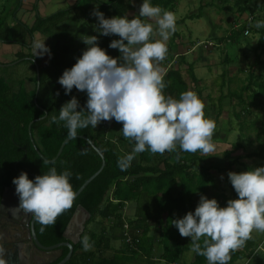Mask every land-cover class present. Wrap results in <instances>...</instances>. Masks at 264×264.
Wrapping results in <instances>:
<instances>
[{
  "label": "trees",
  "instance_id": "1",
  "mask_svg": "<svg viewBox=\"0 0 264 264\" xmlns=\"http://www.w3.org/2000/svg\"><path fill=\"white\" fill-rule=\"evenodd\" d=\"M137 1L143 2V0ZM251 1L253 2V0H234L233 8L238 13L247 10L250 12L252 10L258 11L260 15L257 21H264V0H260V2L254 0L255 4ZM118 2L120 7H124L123 0H118ZM149 2L154 6L159 5L166 11H171L175 7V0H149ZM248 3L253 4L254 9H251ZM15 11H8L5 7L0 11V41L27 47L33 40L34 31L46 33L47 22L51 16L37 17L35 24L30 27L16 18H14V24L9 25L7 18L10 15L13 16ZM124 11L126 8L112 9V12L116 14L113 16H122ZM257 15L253 18H256ZM244 27L243 24L234 26L230 36H240L244 32ZM253 31L259 33L257 44L259 52L256 53V57L250 64L251 69L240 86L241 91L235 95L239 110H236L234 115L238 119V130L241 134L253 129L254 122L248 125L245 116L252 111V108L256 110L264 105V58H261V55L264 54V27H257ZM97 36L99 46L105 49L107 53L112 54L114 52L116 56L120 55L117 49L109 47L112 40L119 39L118 36H104L99 32ZM29 56L33 57L34 73L32 76L20 79L17 87H12L13 84L0 76V169L2 171V185L15 187L12 180L19 176L22 171L27 173L29 179H34L35 176L46 174L54 167L58 174L65 170L71 172L69 181L76 191L85 179L101 165V157L97 151L81 136L91 139L96 148L103 152L105 161L103 169L74 199L71 208L58 216L55 225L43 226L35 220L36 235L44 245L63 241L62 233L77 206L81 205L89 212L90 217L85 222L79 241L73 245L72 264H153V243L157 237L149 232L151 218L155 216L154 219L157 224H162V221L182 218L189 212L192 205V201L189 202V197H192L196 190L204 194L207 185L217 186L209 170L215 168L222 171L223 166L216 165L210 160L214 155L203 157L199 152L191 154L181 151L179 152V159H177V152H165L160 155L146 151L137 154L138 159H134L131 166L122 171L118 167L117 161L124 155L119 153L116 142L122 141L124 146L133 149L134 141L123 137L122 126L118 129H114L116 127L113 129L109 127L108 129L101 123L96 128L89 126L79 129L76 138L69 139L64 144L61 153L55 158L61 143L68 135L63 122L53 123L51 118L53 116L58 117L60 107L73 96L79 101L80 108L86 110V103L85 105L81 104L83 92L75 88L68 94H65L64 88L59 83L50 89L48 80L55 72L50 73L46 66H39L40 85L36 93L37 74L34 63L39 65L40 59L31 54L27 55V57ZM16 59L30 61L21 52L17 54ZM255 66L259 70L258 73L253 71ZM192 69V66L188 65L187 70L196 87L198 79L193 74ZM27 81L32 82L31 89L26 87ZM164 81L166 87L163 91L166 96L178 99L182 92L190 91L179 70H168L164 75ZM247 92L248 94H245ZM197 93L203 101L201 90H198ZM229 94L233 97L234 93L230 90ZM208 101H210L208 104L203 101L206 118H209L210 111L214 110L213 101ZM84 115H87L86 111H84ZM210 119H213L218 126V116ZM31 121V135L42 156L36 151L28 133V125ZM257 135L258 138L259 134ZM240 145V143L234 142L230 149L223 151L225 159L232 158L224 166V169L228 170L227 178L229 169L240 158L231 156L233 150ZM258 152L249 153L247 156L251 157ZM257 155H264V152ZM155 160L162 161L163 167L153 165L152 162ZM174 186H180L181 195L172 197L171 189ZM185 196L188 201L182 203ZM130 201H135L137 204V209L134 210L132 216L125 214L126 203ZM143 205H145V209L142 208ZM154 207L155 209L152 211ZM164 209H166L167 214ZM174 209H179L183 215L176 218L175 215H172ZM163 212L165 214L160 216ZM125 224H128L127 229L124 227ZM126 232L132 239L131 243L125 241ZM85 237H88V243L91 245L87 250L84 247ZM180 238L179 232H171L169 236H167V232H161V238H158V241H162L165 248L168 246L166 252L162 254V257L168 262L177 259L174 255L180 252V248H176ZM113 240H119L121 245L118 248L113 247ZM108 250L113 251L112 255L104 256V252ZM258 251L264 255V249ZM67 252L68 248L63 247L64 256ZM234 253L232 252V260L244 257L243 251H234ZM195 256L196 259L193 264H205V257L196 253Z\"/></svg>",
  "mask_w": 264,
  "mask_h": 264
},
{
  "label": "clouds",
  "instance_id": "2",
  "mask_svg": "<svg viewBox=\"0 0 264 264\" xmlns=\"http://www.w3.org/2000/svg\"><path fill=\"white\" fill-rule=\"evenodd\" d=\"M92 15L98 20L101 35L119 37L109 47L120 55L110 56L95 35L81 38L88 47L70 69L63 71L58 83L65 94L73 88L86 92V110L73 96L60 107L59 116L51 118L52 122H63L70 139L76 138L79 129L96 128L104 121L122 124L123 137L134 141L132 152L117 161L122 171L131 166L136 154L146 151L160 155L177 152V159L181 151L199 152L203 157L214 155L217 125L206 118L204 102L193 91L182 92L178 99L163 91L165 72L159 64L167 58V41L177 30L174 13L143 0L138 15L132 18H106L98 8ZM256 27H264V21H257ZM45 39L33 41L34 57L51 55ZM70 176V171L58 174L54 167L34 179L22 171L12 180L18 208L32 214L43 226L55 225L76 197ZM228 178L237 198L221 207L215 198L201 195L194 212L172 222L181 237L190 238L191 250L205 257L207 264H228L231 253L244 247L254 230L264 232V166L230 171ZM84 247H91L88 237L84 238ZM0 264L5 261L0 259Z\"/></svg>",
  "mask_w": 264,
  "mask_h": 264
},
{
  "label": "rangeland",
  "instance_id": "3",
  "mask_svg": "<svg viewBox=\"0 0 264 264\" xmlns=\"http://www.w3.org/2000/svg\"><path fill=\"white\" fill-rule=\"evenodd\" d=\"M130 1L135 6L138 7L137 12L136 11L133 12L135 15H138L139 6H140L139 2H137V0H130ZM176 1L181 3L180 8H175V10L172 11V13H174V15L176 16V28H177L176 32L178 33L181 39H184V42H185L181 44L180 49L181 50L183 49L187 41H191L194 44L196 43V48L194 52L185 56V59L188 63L193 65L192 68L194 69L195 76L200 80V86L205 87L204 92L215 97L221 93V91L219 90V87L216 88V86H218L217 84L219 82H223L224 86L222 89V93L223 94L226 93L227 87H230L231 92L234 93L233 97L229 95L230 97L234 99V100L232 99L231 102L236 104L237 99L235 95L241 91L240 86L243 84L244 78H247V75L251 69L250 64L253 62L252 61L254 60L253 58L256 57V52L251 50L248 42H251V44L256 43L257 45V39L259 37V33L252 30L251 34L248 36H243L241 34L237 42L222 40V42L218 46H210L209 48L208 44H205V43L208 42V40H212V41L217 40L218 38L217 35H225L227 32V29L229 28V24L231 23L230 21H233L232 20L233 18H230V21H229L228 17L229 15L231 16H233V14L235 15L234 13L235 9L233 8L234 0H193V1L176 0ZM203 2L210 3L209 5L214 4L215 6L213 7H215L216 9H210L212 10V12L208 13L207 16L204 13L208 12L209 10L207 9L202 10L201 11L202 15L200 16L201 17L200 19H197V18L189 19L187 16L191 13H195L196 10L199 8L200 4ZM252 3L255 4L256 2L253 0ZM253 4L248 3V6H250L251 9H254ZM46 5L48 6L52 5L51 1L50 3ZM4 6L9 11L13 7H16V1L15 0H0V11L3 10ZM95 8H98V10L103 13L102 6H99V4H97L96 2L95 4L89 5L88 0H83L81 5L79 6V9L72 10L70 11V14L66 15V19L72 25L67 26L66 28L65 24L62 26L59 24L61 27L58 29L60 31V36H62L61 38L62 41L58 43L59 45L57 47L58 50L56 49V51L59 54H61L60 50L62 51L64 50L62 49L63 45L65 44L64 42H67V43L69 41L71 42V43L69 42L70 45H69L67 52L75 51L76 44L81 47L80 49L76 48L80 52H83L88 47L87 45L83 43L81 38H86L88 35L96 36V33L99 31L97 27L98 20L94 15H92L93 10ZM130 9H131L130 12L132 14L133 8L131 5H130ZM52 11H54V9H52ZM251 12L254 13V16L258 14L255 20L252 19L253 20L252 28L254 29L255 28L254 26H256L257 20L259 19L258 17L260 13L254 10H252ZM208 15L211 16L212 19L210 17L208 19ZM218 16H223L224 18H222L221 20H218ZM10 17L12 16L10 15ZM51 33L55 35V30L52 31ZM68 35H71L73 37L70 39V36ZM49 36H52V35H49ZM215 42L218 43V41H215ZM45 44L47 45V43ZM51 44L52 42H50V46ZM0 46H1V43H0ZM54 47H55V44H54ZM177 49H178V46H177ZM24 50L25 51L28 50L32 52L31 48H28V47L24 48ZM226 56L228 58H226ZM28 58L30 59V61L21 60V61L16 62L15 65L14 64L5 65L2 67L0 66V76H3L11 84H13L12 87H17L20 79H23L26 76H32L31 74L34 73L33 66H32V62H34L33 57L29 56ZM178 58L179 57H177V60ZM261 58H264V55L261 56ZM50 59H52L51 55L49 56L47 53H45L41 57L40 59L41 64L39 65L48 67L49 72L53 73L57 70L59 63H55L56 59L53 58L52 60L54 62H52L51 64ZM187 62H183L182 69H183L184 78L189 81L190 79L188 77L186 66L184 64ZM207 62H208V66L206 64ZM73 63L71 67L74 65ZM177 65H178V62H177ZM239 68L241 69L240 70L241 72L238 70ZM256 69H258L257 66L253 68V71H256ZM223 71L225 72L224 75L220 76L221 72ZM59 77H60L59 75L53 76L51 77V79L48 80V84H49L48 87L50 89H53L54 86L58 84ZM229 80L232 81L230 86H229ZM28 84L29 86L27 88L31 89L33 86L32 82H28ZM84 94L87 95L86 92H84ZM245 94H248V92ZM85 103H86V98L83 97V99L81 100V104L85 105ZM228 103L229 102H227V104ZM223 104L225 105L224 102L215 105L216 109H218L219 106H222ZM228 105H231V104H228ZM226 110L229 114L233 111L232 108L229 111L228 109ZM235 110H239V107L236 106ZM251 112L248 113L247 116H245V120L248 125L254 122L253 129H250L249 131H247L248 137L246 136V133L241 134V132L236 129V127H238L237 125L238 119L235 118V115L233 114L230 115L229 118L230 119L232 118V121L230 122L229 121L227 122L226 120L227 114L226 115L224 114L223 118L219 120V124L216 129V133L217 131H219V134H218L219 138L218 137L217 138L220 140L221 143H224L225 145L222 144L221 146L220 145L216 146V151L214 153V156L211 158V161L214 162V164L216 165L223 166V169L222 171H218L215 168L210 169L211 171L210 173L214 177L217 186L214 187L209 184L208 192H216L219 194L220 192H223L226 194H231L232 197L230 195V198L232 199L237 198L233 196L234 195L233 188L229 184V182L226 180L228 170L226 171L224 169V166H226L228 164V161L230 162L232 158H230L229 160L225 159L223 152H222L223 150H225V148L230 149L234 142H237V143L240 142L241 143L240 146H242V148L238 149V147H236V149L233 150V153L231 156L232 157L237 156L240 158L229 169L231 172H234V171L242 172V171L251 170L256 167L264 166V155H257V154L264 152V127H263L264 125V119H263L264 118V105H261L259 108H257V112L254 108H252ZM256 115H258L259 117L258 116L256 117ZM257 134H259L258 138L256 137ZM225 137L226 139H228L227 142L225 141ZM261 143L263 144L261 145ZM260 145H261V149H260ZM259 149L260 151L256 155H253L251 157L247 156V154L249 153L251 154L254 151H258ZM1 179H2V171L0 169V180ZM171 191H172V196L174 197L181 195V188L179 186H174V188L171 189ZM187 201H188L187 197L185 196V198L182 200V203L187 202ZM191 201H192V197H189V202ZM226 204L227 203H225L222 207L226 206ZM142 208L145 209V205H143ZM136 209H137V204L135 203V201L127 202L126 207H125V214L131 215L132 211ZM176 215L178 216L177 213H175V216ZM167 221H163V222L166 223ZM152 233L158 238L161 237V234H160L161 232L159 233L157 230L153 231ZM261 235L262 234L259 233L257 237H260ZM183 239L185 238H181L179 240L181 241ZM186 239L190 241V238H186ZM182 242L186 243L185 240H183ZM120 245H121V242L119 240L112 241L113 247L118 248ZM112 253H113L112 250H108L104 252V256H110L112 255ZM162 264H166V263L163 262ZM233 264H241V261L237 259Z\"/></svg>",
  "mask_w": 264,
  "mask_h": 264
},
{
  "label": "crops",
  "instance_id": "4",
  "mask_svg": "<svg viewBox=\"0 0 264 264\" xmlns=\"http://www.w3.org/2000/svg\"><path fill=\"white\" fill-rule=\"evenodd\" d=\"M15 1H16V7H13V8L11 7L12 8L11 10H16L15 14L12 17L9 16L7 18V21H8L9 25H13L14 24V22H15L14 18H16L18 20H21L23 23H25L29 27L32 26L33 24H35L37 17L46 18V17L51 16V19L47 22L48 29H47L46 33H42L41 31H34L33 32V40L31 42V44L29 46H27L28 48H31L32 52H30L28 50L25 51L24 48H27L26 46H22L20 44H15V43H4V42L0 41V43H1V46H0V66L2 67V66H5V65H13V64L15 65L16 62L20 61V59L19 60L16 59L17 58V54L20 53V52L24 53L26 55V58H28L27 57L28 54L33 55V48H32L33 41L35 39H42V38L44 39V38H46L45 39V43H47V45H49L48 47L50 49V53H53V54L55 53L54 55L51 54V58L52 59L53 58L56 59L55 63H59L58 67H57V70L55 71V74L52 75V77L53 76H58V75L61 76V73H63V71L65 69H70V67H71L73 62H74L73 64L76 63L75 60H77V58L82 55V52H80L79 50L76 49V48H78V49L81 48L77 44H76V47H75V51L67 52V50L69 48V45L71 43L69 41L70 43L69 42L68 43L64 42L65 44L62 47V49H64V50L63 51L60 50L61 54H59L56 51V49L59 46L58 43L60 41H62L61 40L62 36H60V31H59L58 28H60L64 24L66 25V28H67V26H71L72 25L66 19V15L70 14V11H72V10L79 9V6L81 5L83 0H15ZM50 1H51L52 5H49V6L46 5V4L50 3ZM123 1L125 3L124 7H120L121 5L118 2V0H88V4L91 5V4H95V2H96L97 4H99V6H102L103 14H104V16L106 18H110L113 15H116V14H114L112 12V9L113 10H115V9L118 10L119 8H126V11H124L125 12L124 15H127L129 18L131 16L133 17V15H135L133 12L134 11L137 12L138 7L135 6L130 0H123ZM187 1H193V0H187ZM139 4H141V2H139ZM209 4L210 3H206V2L201 3L199 8L196 10V12L189 14L187 17L189 19H193V18L200 19L201 18L200 16L202 15L201 11L205 10V9L209 10L208 12L204 13L207 16L208 13L212 12V10H210V9H216L215 7H213V6H215L214 4L213 5H209ZM130 5L133 8L132 9V14L130 12L131 11ZM180 6H181V3H179L178 1L175 0V7L170 12L174 11L175 8H180ZM52 9H54V11H52ZM48 12H49V14H48ZM213 12H214V10H213ZM234 13H235V15L234 14H233V16L229 15V17H228L229 21H230V18H233L232 19L233 21H230L231 23L229 24V28L227 29L226 34L225 35H217L218 38L215 41H218V43H216L215 41H212V40H208V42L205 43V44H208L209 48H210V46H218L222 42V40L223 41L237 42L239 36H230L231 32L233 31L234 26L236 27V26H238L240 24H243L245 26L244 28L249 26L250 27L249 34L244 35V33H242V35L243 36H248V35L251 34V31L253 30L252 23H253V20H255V18H253L254 17V13L250 12L249 10L244 11L243 13H238L236 11ZM209 17L212 19V17L208 15V19H209ZM222 18H224V17L223 16H218V20H221ZM250 20H251V22H250ZM179 21H181V20H179ZM146 22L154 23V21H146ZM254 27L257 28L256 26H254ZM51 30L52 31L55 30V35H53L51 33L52 32ZM97 34H98V32L96 33V36H97ZM175 34H172L170 39L167 41V47H168L167 58L163 62H161L159 64V67L162 68L165 73L168 70H170V69L179 70L181 72L182 76H183V69H182L183 62H187L186 59H185V56H187L188 54L194 52V50L196 48V43L194 44L191 41H187L185 46L181 50L180 46H181L182 43H185L184 39H181L177 32H175ZM49 35H52V36H49ZM68 36H70V39L73 37L71 35H68ZM50 42H52L51 46H50ZM248 43H249V46H250L251 50H253L254 52H256L258 54L259 50L257 49L256 43H254V44H251V42H248ZM54 44H55V47H54ZM257 44H258V39H257ZM176 45L178 46V49H177ZM64 52H66V53H64ZM109 55H111L113 57H118V56L115 55L114 52H112V54H109ZM263 55H261V56H263ZM177 57H179L178 60H177ZM226 58H228V57L226 56ZM39 59H41V57H39ZM52 59H50L51 64H52V62H54ZM177 62H178V65H177ZM181 63H182V65H181ZM187 63H184V64L186 66V71L188 73V77H189L190 80L189 81L186 80L184 78V76H183V79L188 84V88L190 89V91H193V92H195L198 95L197 91L201 90V94L203 95V101H205V103L208 104L210 102L208 100H212L213 103H214V105H213L214 106V108H213L214 110L210 111L209 118H216L218 116V119L221 120V118H223V115L227 114L226 115L227 122L228 121H232V118L230 119L229 117H230L231 114L234 115V113L236 111L235 107L237 106V104L231 102V100L233 98L229 96L230 95L229 94L230 87H227L226 93L223 94L222 93V89H223L224 85H223V82H219L217 84L218 86H216V88L219 87V90L221 91V93L218 94L215 97L211 96L210 94L204 92L205 87L200 86V80L196 76L195 77L198 79V83L196 84V87H195V85H194V83L192 81V78L190 77L189 72L187 70L188 65H191L192 67H193V65L190 64V63H188V64ZM206 64L208 66V62ZM34 65H35V63H34ZM39 66H41V65H39ZM33 70H34V68H33ZM192 70H193V74L195 75L194 69H192ZM238 70L240 71L241 69L239 68ZM257 71H259V70L256 69V71H254V72L258 73ZM224 73H225L224 71L221 72L220 76H223ZM26 77H28V76H26ZM231 83H232V81L229 80V86H230ZM28 86H29V84H28V81H27L26 82V87H28ZM82 97H85L86 100H87V95H85L84 92H83ZM222 101L225 103V105L223 104L222 106H219L218 109H216L215 105L223 103ZM227 102H229L228 104H231V105H228ZM231 108H232L233 111L229 114L226 109H228V111H229ZM256 112H257V109H256ZM261 120H262V118H261ZM121 126H122V124L116 122L113 126H111V128L113 129L114 127H116L114 129H118ZM98 127H99V125H98ZM111 128H110V130H111ZM236 129L238 130V127H236ZM218 134H219V131H217V133L215 132V135L213 137V143L215 144V146H219V145L221 146L222 144H224V143H221L219 139H217V137L219 136ZM246 136L248 137L247 133H246ZM214 138H216V139H214ZM227 140L228 139H226V137H225V141L226 142H227ZM116 146H117V149H118L119 153L124 155V156L132 152V149H130L127 146H124L122 141L121 142L117 141L116 142ZM260 147H261V145H260ZM239 148H242V146H239L238 149ZM258 151H254V152H258ZM135 159H138V155L137 154L135 156ZM152 163H153V165H157L159 167H163V162L162 161H156L155 160ZM226 180L229 182V184H231V182H230V180L228 178H226ZM1 186H2V181L0 180V189H2ZM211 186L215 187V185H211ZM205 189H206V191H205L204 194L202 192L196 190V192L192 195V205H191L189 211L194 212L195 207L199 203V199H200L201 195H204V196H206L209 199L215 198L218 201V203H219V205L221 207L225 203H227V201L229 199H232V198H230L231 194H226V193H223V192H220V194L219 193H215V192L214 193L213 192H208V185H207V187ZM233 194H234L233 196L237 197V194H236V192L234 190H233ZM171 195H172V191H171ZM172 197H174V196H172ZM231 197H232V195H231ZM220 198H221V200H220ZM154 209H155V207L152 209V211H154ZM165 210L166 209H164V211ZM133 213H134V211H132L131 216H132ZM175 213H177L178 216L180 215L179 217H181L183 215V214L181 215V212L179 211V209H178V211L176 209H174L172 211V215H175ZM162 214H165V213L164 212L161 213L160 216ZM166 214H167V212H166ZM178 216L176 215V218H178ZM154 218H155V216L152 217L151 220H150L151 221V225L149 226V232L150 233H152L153 231L157 230L159 233L160 232H167V236H169V234L172 231L173 232H179L178 229L172 224L173 221L168 220L166 223L162 221V224H160V223L157 224ZM165 218H166V215H165ZM162 225H164V226H162ZM6 230L8 231L9 228H5L3 225H0V231L1 232H4ZM259 233H261L262 235L260 237H257V235ZM181 238H185V237H181ZM263 239H264V232H257V231L254 230L252 232V239L248 240L246 242V244L244 245V247L236 250V251H239V252H241V251L244 252V257L238 258V260L241 261V264H264V255L261 254V251H258L260 249H264ZM158 240L159 239L157 237L155 239L154 243H153V247H154V252L152 254V258L154 260L153 264H162L163 262L166 263V264H193L194 263V261L196 259V256H195V253L191 250V248H192V241L191 240L189 241V240H187L185 238L183 240H185L186 243H183L182 242L183 240H181L179 242V244H178V246L176 248H180V252L178 254L174 255L175 257H177V259L173 260L172 262L171 261L168 262L166 259H164L162 257V254L164 252H166L165 250L168 248V246H167V248H165V244H163L162 241H158ZM246 246H248V248H246ZM233 254H235V253L233 252ZM233 254L231 253V260L228 262V264H233L237 260V259L232 260ZM205 264H207V261L205 262Z\"/></svg>",
  "mask_w": 264,
  "mask_h": 264
},
{
  "label": "water",
  "instance_id": "5",
  "mask_svg": "<svg viewBox=\"0 0 264 264\" xmlns=\"http://www.w3.org/2000/svg\"><path fill=\"white\" fill-rule=\"evenodd\" d=\"M35 68H36V74H37V81H36V93H37L39 90L40 84H39V65L36 63H35ZM45 114H46V112H45ZM36 119H39V118H36ZM32 121L28 125V133H29L30 139L32 140V143H33L36 151L40 154V156H42V154L40 153L39 149L37 148V146L34 142V139L32 138V135H31L30 127H31ZM81 137L85 138L90 143V145L93 146V148L97 151V153L101 157V165L93 174H91L87 179H85V181L75 191L76 197L87 186V184L103 169V167L105 165L103 152L100 149L96 148V146L94 145V143L91 139H89L85 136H81ZM69 139L70 138L67 137L61 143L55 158L61 153L64 144ZM18 204H19V198L15 192V187H10V186L5 187L4 190L2 191L1 197H0V215L4 216L8 220L13 219V218L15 220L19 219L18 218L19 215L24 211L18 208ZM28 214H29V218H28L27 225H28L29 230L31 232L33 242H34L35 246L40 251H42V252H48V251L58 252L59 255L57 257H59L63 253L62 252L63 247L68 248V252L66 253V255L60 260L59 263H56V264H63L64 262H66L71 257L72 252H73V245L79 241L80 235L84 230L85 222L90 217L89 212L83 206L78 205L76 210L74 211L72 218L70 219V221L68 222L67 226L65 227V229L62 233L64 240L61 242H58V243H54L52 245L45 246V245L41 244L37 239V235H36L35 228H34V222L36 219L34 218V216L32 214H30V213H28ZM11 236L13 238H15L14 234H11ZM12 237L11 238L8 237L7 242H6V239H3L2 241H0V259H3L5 261V264H19L20 263L19 262L20 250L18 249L19 247L16 245V241L15 242L11 241ZM5 243H7V244L5 245Z\"/></svg>",
  "mask_w": 264,
  "mask_h": 264
},
{
  "label": "flooded vegetation",
  "instance_id": "6",
  "mask_svg": "<svg viewBox=\"0 0 264 264\" xmlns=\"http://www.w3.org/2000/svg\"><path fill=\"white\" fill-rule=\"evenodd\" d=\"M1 187L2 189H0V197H1L2 191L7 186L2 185ZM10 187H14V186H10ZM18 218L19 219L17 220H15L14 218L8 220L4 216L0 215V225H3L5 228H9L8 231L7 230L4 232L0 231V241H2L3 239H6V242H7L8 237L10 238L12 237L11 234L15 235V238L12 237L11 241H14V242L16 241V245L19 247V248L17 247L20 250V255H19L20 263L19 264H56V263H59L60 260L64 257L63 253L61 256L57 257L59 255L58 252H54V251L42 252L35 246L32 236H31V232L27 225L29 214L22 212ZM6 244L7 243H5V245ZM45 246H48V245H45ZM63 264H72L71 257Z\"/></svg>",
  "mask_w": 264,
  "mask_h": 264
},
{
  "label": "built area",
  "instance_id": "7",
  "mask_svg": "<svg viewBox=\"0 0 264 264\" xmlns=\"http://www.w3.org/2000/svg\"><path fill=\"white\" fill-rule=\"evenodd\" d=\"M250 22H251V20H250ZM249 32H250V29H249V26H247V27L244 29V32H243V33H244V35H247V34H249ZM115 122H116L115 120H112L111 122L104 121V122H101V125H102V126H105V127H107V128H109V127H111L112 125H114ZM124 227L127 229V228H128V224H125ZM126 234H127V236H126L125 241L128 242V243H131V242H132L131 237L128 235V232H126L125 235H126Z\"/></svg>",
  "mask_w": 264,
  "mask_h": 264
}]
</instances>
